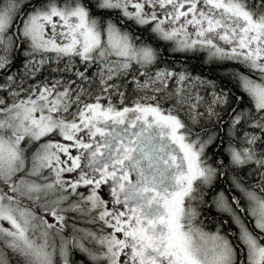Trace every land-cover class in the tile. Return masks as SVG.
<instances>
[{"label":"snow or ice","instance_id":"1","mask_svg":"<svg viewBox=\"0 0 264 264\" xmlns=\"http://www.w3.org/2000/svg\"><path fill=\"white\" fill-rule=\"evenodd\" d=\"M13 259L264 264V0H0Z\"/></svg>","mask_w":264,"mask_h":264},{"label":"trees","instance_id":"2","mask_svg":"<svg viewBox=\"0 0 264 264\" xmlns=\"http://www.w3.org/2000/svg\"><path fill=\"white\" fill-rule=\"evenodd\" d=\"M21 63V60H17V66H19ZM197 70L198 71H203L205 74L212 76L215 78L216 72H215V64H212L211 66H201L197 64ZM220 83L222 86H226L229 88H232L233 85L229 83V78L224 77L220 80ZM235 91V88H233ZM214 151V148L210 147L208 149L209 154H212ZM220 185H217V190H219ZM202 191L206 192V194L203 197V203L200 202V200H196L193 202V206L196 207L197 211L200 213L199 219L197 223L200 221L203 222L205 226V230L208 232H214L216 229V222L219 220H228L229 221V226L233 227V230H235V227L231 225V219L229 215L223 211L217 210L216 206L214 203H212V190H207V189H202ZM242 203L246 204V201H242ZM11 258V255H10ZM79 258V257H78ZM13 264H15V260L13 259Z\"/></svg>","mask_w":264,"mask_h":264},{"label":"rangeland","instance_id":"3","mask_svg":"<svg viewBox=\"0 0 264 264\" xmlns=\"http://www.w3.org/2000/svg\"><path fill=\"white\" fill-rule=\"evenodd\" d=\"M121 130H122V128H121ZM74 151V150H73Z\"/></svg>","mask_w":264,"mask_h":264}]
</instances>
